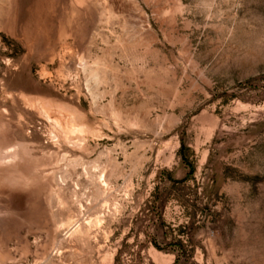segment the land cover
Returning a JSON list of instances; mask_svg holds the SVG:
<instances>
[{
  "label": "rangeland",
  "instance_id": "1",
  "mask_svg": "<svg viewBox=\"0 0 264 264\" xmlns=\"http://www.w3.org/2000/svg\"><path fill=\"white\" fill-rule=\"evenodd\" d=\"M0 264H264V0H0Z\"/></svg>",
  "mask_w": 264,
  "mask_h": 264
},
{
  "label": "bare ground",
  "instance_id": "2",
  "mask_svg": "<svg viewBox=\"0 0 264 264\" xmlns=\"http://www.w3.org/2000/svg\"><path fill=\"white\" fill-rule=\"evenodd\" d=\"M82 61V60H81ZM83 62V61H82Z\"/></svg>",
  "mask_w": 264,
  "mask_h": 264
}]
</instances>
